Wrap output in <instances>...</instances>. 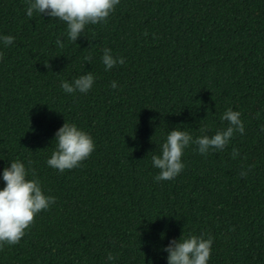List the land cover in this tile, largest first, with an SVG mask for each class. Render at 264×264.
<instances>
[{"label": "trees", "instance_id": "trees-1", "mask_svg": "<svg viewBox=\"0 0 264 264\" xmlns=\"http://www.w3.org/2000/svg\"><path fill=\"white\" fill-rule=\"evenodd\" d=\"M28 6L0 0V37H14L0 39V190L19 160L55 203L0 264H168L164 249L191 235L213 239L208 264H264V0H120L76 42ZM105 48L124 64L105 70ZM89 72L88 92L62 89ZM228 108L244 133L207 154L190 143L181 173L156 181L169 132L212 136ZM66 122L94 150L61 172L47 161Z\"/></svg>", "mask_w": 264, "mask_h": 264}, {"label": "clouds", "instance_id": "clouds-1", "mask_svg": "<svg viewBox=\"0 0 264 264\" xmlns=\"http://www.w3.org/2000/svg\"><path fill=\"white\" fill-rule=\"evenodd\" d=\"M120 0H28L26 13L32 17L36 11L43 15L59 18L67 24L68 39L76 42L88 24L106 22ZM5 45H11L14 37L7 35L0 37ZM56 44L63 47L60 38ZM102 63L105 70H110L119 64H124V58H114L111 49L103 50ZM91 61V57H86ZM94 84L91 72L75 79L74 82H61V87L66 93L88 92ZM113 89L117 83H111ZM241 113L228 108L222 115V121L228 122V127L218 130L214 135H201L195 141L186 131L178 128L169 132L167 140L161 146V154L152 156V164L159 169L156 181L172 180L184 168L182 163L183 150L195 143L200 154H207L211 149L222 151L229 143L234 133L243 134L244 124L240 119ZM202 132L206 131L201 129ZM264 131V129H261ZM57 148L48 159L47 164L53 169L63 172L73 169L87 159L94 150L92 137L80 130L75 124L66 122L56 133ZM239 155L238 149H233V158ZM35 176V172H32ZM241 172V176H246ZM28 172L25 165L19 160L12 161L10 167L3 171V180L6 186L0 190V247L5 243L15 245L25 235V230L34 222L35 217L42 210L55 203V197L46 196L42 191L38 179H26ZM213 239L203 236H183L179 241L173 239L164 249L168 255V264H208L211 255ZM107 259L112 261L115 257L109 253Z\"/></svg>", "mask_w": 264, "mask_h": 264}]
</instances>
